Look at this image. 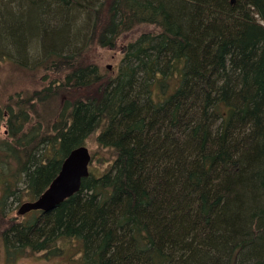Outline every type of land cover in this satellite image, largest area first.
Here are the masks:
<instances>
[{
    "label": "trees",
    "instance_id": "obj_1",
    "mask_svg": "<svg viewBox=\"0 0 264 264\" xmlns=\"http://www.w3.org/2000/svg\"><path fill=\"white\" fill-rule=\"evenodd\" d=\"M262 21L264 0H0V62L48 81L10 97L0 188L34 200L72 149L97 135L107 152L77 194L2 231L8 249L59 256L70 240L77 264H264ZM142 26L156 30L123 47L116 75L88 64Z\"/></svg>",
    "mask_w": 264,
    "mask_h": 264
},
{
    "label": "rangeland",
    "instance_id": "obj_2",
    "mask_svg": "<svg viewBox=\"0 0 264 264\" xmlns=\"http://www.w3.org/2000/svg\"><path fill=\"white\" fill-rule=\"evenodd\" d=\"M261 23L264 25V21ZM155 30L156 29L154 27L150 26L139 27L131 33L122 36L118 41V45L115 50L96 47L88 54L87 62L88 64L94 63L99 65V70L108 77H111L116 74L119 69L123 47H125L129 42L135 41L141 34L153 32ZM109 65L111 66V69L108 68ZM45 75L46 74L43 72L32 74L31 71L25 68L17 67L14 61L9 59L0 62V117L1 113H6L7 107L9 105H13V99L22 92H24V94L30 92L34 88V83H40L42 85L45 83L48 84V81L44 80ZM40 87L43 88L41 85ZM61 94L63 96L64 92L62 91ZM80 96L81 95L77 93H73L72 100ZM10 97L14 98L10 100ZM3 124L4 122H2V125H0V140L5 138ZM96 138L97 135H95V138H91L87 144L93 156V163L90 167V169L93 170L103 169L102 167L104 166V160L107 158V152L98 147L95 142ZM27 201H30L29 197L27 196L21 197V200L19 201L11 199L6 206L8 208L7 212L9 211L6 213L8 220L11 218H17L16 215L18 208L22 203ZM2 231L3 230L0 229V264H75L74 258L77 257H75L74 254L76 253V255H78L77 252L79 251L77 242L71 243L70 241L69 250L64 258L60 256H51L49 258H45L44 254H33L31 252L22 255L21 258H18V256H16L17 253L9 250L4 239H2Z\"/></svg>",
    "mask_w": 264,
    "mask_h": 264
},
{
    "label": "water",
    "instance_id": "obj_3",
    "mask_svg": "<svg viewBox=\"0 0 264 264\" xmlns=\"http://www.w3.org/2000/svg\"><path fill=\"white\" fill-rule=\"evenodd\" d=\"M91 162L92 155L85 146L72 150L63 160L61 170L49 188L40 198L22 205L19 214L51 211L79 192L83 180L90 174Z\"/></svg>",
    "mask_w": 264,
    "mask_h": 264
},
{
    "label": "bare ground",
    "instance_id": "obj_4",
    "mask_svg": "<svg viewBox=\"0 0 264 264\" xmlns=\"http://www.w3.org/2000/svg\"><path fill=\"white\" fill-rule=\"evenodd\" d=\"M121 64V63H120ZM98 67H99V65H97ZM108 68L109 69H111V66L109 65L108 66ZM120 68V67H119ZM99 69H100V67H99ZM118 71H119V69H118ZM118 71H117V73H118ZM116 73V74H117ZM104 74V73H103ZM116 74H114V75H116ZM113 75V76H114ZM50 76V75H49ZM51 78H54L55 79V74H51V76H50ZM48 80H51V79H49L48 78ZM50 82V81H49ZM38 89H40V88H38ZM34 90H37V89H32L31 91H30V94H31V92H33ZM40 90H42V89H40ZM26 94V93H25ZM70 93H68L66 90H65V93H64V95L63 96H66L68 99H70V95H69ZM78 94V93H77ZM19 95H23V97H24V92H22V93H20ZM74 100V99H73ZM13 107V109H15L14 110V112H16L18 109H19V106L17 105V107L15 106V105H13L12 106ZM8 114H9V111H8V107H7V111H6V113L5 114H2L1 113V117H0V125H2V122H4V124H3V129H4V131H5V139L7 138V136H8ZM31 120H36V121H38V118L36 117V116H31V117H29V121H31ZM15 123H16V125L17 126H19L26 134H28L29 136H31V133H32V128L30 127L31 126V124L29 125L28 124V122L27 121H23V120H21L20 118H18V117H16V119H15ZM53 134V133H52ZM38 139H36V142L37 141H39V139H40V137H37ZM4 139V138H3ZM3 139H1L0 140V142L3 140ZM11 141H15V143H11V145H10V148L11 147H13L14 149H15V152L18 154V155H20L21 157H23L24 158V160L25 161H29V159L31 158V156L33 155V154H31L32 153V149L31 148H28V147H26V146H24V145H22L21 143H19V141L16 139H13V138H11ZM88 142H89V139L87 140V142H86V144L85 145H81V146H85L86 148H88ZM34 144H36V143H34ZM2 145H3V143L1 144L0 143V152H2L3 150L1 149L2 148ZM80 146V147H81ZM89 149V148H88ZM72 150H74V149H72ZM71 150V151H72ZM70 151V152H71ZM89 151H90V149H89ZM70 152L69 153H67L63 158H62V162H63V160L65 159V157H67L69 154H70ZM90 153H91V151H90ZM92 155V154H91ZM30 162V161H29ZM29 162L27 163V164H29ZM92 163H93V156H92V162H91V165H92ZM61 167H62V164H61ZM60 170H61V168H60ZM5 171V169H4V167L2 166V167H0V172L1 173H3ZM60 172V171H59ZM57 177V176H56ZM55 177V178H56ZM54 178V179H55ZM53 179V180H54ZM53 180L50 182V184L48 185V187L36 198V199H38V198H40V196L41 195H43L44 194V192L49 188V186L51 185V183L53 182ZM13 184V183H12ZM20 187H21V189H19L18 188V186L16 187L14 184L11 186V187H7L5 184L3 185V189H1L0 188V193H3L4 191H8L9 192V195H12L13 194V196L12 197H10L8 200H7V202H6V204H5V206H2V210L5 212V213H8L7 212V204L10 202V200L12 199H15V200H17V201H19V200H21V197H23V196H30L29 195V192L28 191H26V186H23V184H21L20 183ZM29 190V189H28ZM78 193V192H77ZM76 193V194H77ZM75 195V194H74ZM73 195V196H74ZM20 198V199H19ZM36 199H34V200H32V201H35ZM30 201H31V199H30ZM30 201H27V202H30ZM27 202H24V203H22L21 205H20V207L18 208V210H17V215H16V217L17 218H11V219H9V220H7V219H1V217H0V229H2L3 231L5 230V229H7L8 227H11L12 225H14V224H24V223H26L27 221H28V219L29 218H27V216L31 213V212H33V211H31V212H29V213H26V214H19V210H20V208H21V206L22 205H24L25 203H27ZM55 209V208H54ZM46 212H49V211H46ZM46 212H44V213H46ZM11 222H13L12 224H11ZM2 239H3V234H2ZM62 249L60 250V252H59V256L60 257H62V258H64V256L67 254V252H68V250H69V246H70V240L69 241H63L62 243ZM29 252H31V253H33V254H44L45 255V258H49V255L46 253V252H44V251H42V252H35L34 250H32V249H30V248H27V249H22L21 251H17V252H15V253H17V255L16 256H18V258L20 257H22V255H25L26 253H29ZM75 255V257H78V255H76V253L74 254ZM75 264H77V259H76V261L74 262Z\"/></svg>",
    "mask_w": 264,
    "mask_h": 264
}]
</instances>
